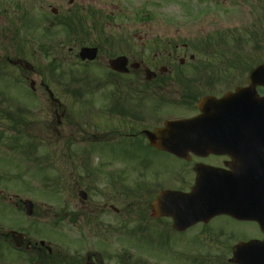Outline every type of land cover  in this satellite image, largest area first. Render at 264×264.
<instances>
[{
    "label": "flooded vegetation",
    "instance_id": "1",
    "mask_svg": "<svg viewBox=\"0 0 264 264\" xmlns=\"http://www.w3.org/2000/svg\"><path fill=\"white\" fill-rule=\"evenodd\" d=\"M92 8L101 30L94 33L105 36V27L109 24L106 14L101 7ZM256 19V23L251 28L246 27L244 31L246 39H253L258 44L257 48H252L244 56L246 60L240 59L234 68L204 73L198 69L200 66L195 65V54L200 55L202 52L195 47L209 46L220 41L219 34L215 32L212 35L207 32L197 38L182 34L179 38L181 31H177L174 35H167L164 41L151 44L156 48L155 54L152 58H147V44L143 43V32L139 29L131 31L127 33L126 41L132 43L127 45V52L120 55L129 58L130 71L126 75L110 69L109 63L114 57L103 55L102 50L105 49L101 47L99 57L94 63H83L80 60L79 53H74L77 45L68 51L62 50V69L53 72H28L25 67L26 55L22 52L17 57L0 56V161H5L12 153L39 157L45 149L55 145L54 163L59 167V153L64 157H72L68 153L71 145L68 139L85 135V128L94 125L92 116L98 114L101 119L107 117L106 120L112 122L111 132L120 142L129 141V149L133 151L125 153L121 159L129 156L126 160L140 165L149 164L151 153L157 152L180 163L176 171H168L169 184L156 183L152 192L155 196L150 207L128 204L124 178L115 176L107 184L109 195H113L108 198L104 191L100 196L97 195L106 200L97 211L94 198L89 200L88 192L85 191L88 197L85 201L80 198V187L75 189L78 194H72L70 192L73 187H65L59 177L55 186V224H47L45 221L48 212L42 204L34 205V214L28 215L26 203L30 200L19 199V195L11 194L12 190L6 185L7 181L3 184L2 178L9 170L0 168V264H132L129 256L132 250L137 254L140 250L145 258L159 259L158 264H229L236 244L264 241V233L256 222L221 216L177 231L172 218L152 216V202L161 191L178 190L187 193L193 188L197 178L196 168L199 165L220 170L233 180L231 184L239 186L252 181L253 176L262 175L264 145L229 148L207 157L190 154L186 159H178L152 148L145 135L146 131L160 128L167 121L195 117L199 114L197 103L205 96L222 98L227 92L234 93L237 89L250 88L251 75L258 66L264 65V15ZM44 25L45 19L39 26L43 28ZM233 32V38L240 37L239 29ZM183 36L188 39H182ZM68 54L77 58L80 62L77 66L85 68L102 61L97 66L106 64L110 79L105 80L103 74L88 72L86 77L96 83L94 88L89 89L85 88L84 77L78 73L75 79L79 87L71 90L73 81L70 77L73 72H67L65 67L73 64L74 60L72 61L73 57H66ZM188 58L192 70L179 71L178 64L181 67L187 65ZM20 60L23 63L18 65ZM133 64L139 66L132 68ZM149 69L156 72V77L150 82L145 75ZM59 71L63 73L57 82L55 72ZM35 77L41 80L38 88ZM257 82L253 88L247 90L255 100L264 98V74L258 77ZM32 83H35L34 87ZM104 85L109 88V94L96 106L87 95L94 94L95 89L98 91ZM50 91L61 101V105L52 100ZM60 139L65 141L64 146L57 144ZM183 170L188 171L189 180L182 176ZM129 211L138 213L134 222L127 215ZM109 212L113 214V220L106 225L108 241H93L100 218L110 217L107 214ZM48 225L56 229L62 237L59 243L43 238L41 227ZM67 226L71 228L68 229ZM71 229L76 230L75 237L69 235ZM162 236L168 238L166 242ZM129 239L138 240L139 246H128L126 240ZM193 240L199 243V249L191 247L183 250L179 245V242L184 245ZM126 256L129 258H125Z\"/></svg>",
    "mask_w": 264,
    "mask_h": 264
},
{
    "label": "rangeland",
    "instance_id": "2",
    "mask_svg": "<svg viewBox=\"0 0 264 264\" xmlns=\"http://www.w3.org/2000/svg\"><path fill=\"white\" fill-rule=\"evenodd\" d=\"M70 1H73L75 5L73 6ZM96 6L101 7V10L106 14V20L109 23L105 27L106 36L92 33L93 35L86 37L85 40L89 45H99L101 49L104 48L105 51L102 50L103 55L109 54L116 57L125 54L127 44L132 43L129 40L127 43L125 42L126 35L137 29L143 32V43L147 44L145 50L147 58H152L155 54L154 50L156 48L151 44L159 40L164 41L167 35H174L176 30L181 31L179 38L182 34L194 35V38H197L202 37L203 33L208 32L212 35L213 32L218 31V33L223 34L226 32V35L229 36V38H226V43L220 47V50L226 54L218 56L219 60L224 58L223 61L227 62L226 67H229L231 63L238 64L237 59L246 60L245 57L240 55L249 53L256 41L246 39L244 31L246 27L251 28L256 23L257 17L264 14V0H0V56L14 57L16 55L17 57L22 52L26 55V59L31 62L36 72L47 70L54 60L61 61L62 50L68 51L72 46H67L62 50L58 46L67 40V35L62 27L55 26L51 28L47 36L44 34V28H50L52 23L58 24L71 12L79 9L83 11L81 17L84 18L86 29L92 30L93 23L87 10ZM18 7L19 9H17ZM52 8L57 9V16L51 14ZM188 9H190L189 13L191 12L192 19H189V15H185ZM23 14L27 17V20L23 19ZM43 19H45V27L42 28L39 24ZM234 28H236L235 30L239 29V35L243 41L249 40V42L241 47L237 46L235 44L236 39L232 38ZM204 30L207 31L203 32ZM105 38L111 39L113 43H107ZM182 39L186 40L188 37L183 36ZM138 43L142 44L141 42ZM43 48L49 52L48 57ZM195 49L200 51L198 46ZM195 55L197 56L195 65L200 66L198 69L201 71L204 64L212 60L204 54ZM211 55L213 56V54ZM66 57H73L72 61L74 60V63L70 66L67 65L65 68L67 72L73 71L74 75L79 72L84 74L90 71L103 74V77L106 78L105 73L108 74L107 71L105 72L106 64L97 66L102 61L96 62L86 70V68L77 66L80 62L76 60L77 58L74 55L68 54ZM191 66L190 63L182 66V68L178 65V69L181 72H190L192 70ZM60 74V71L57 72V75ZM34 80L38 88L41 80L36 77ZM107 94L108 88L97 91L90 98L93 100V104L97 106L99 101L105 97L103 95ZM166 110L168 109L166 108ZM91 120L94 125L85 128L87 132L85 135H76L72 139H68L71 142L68 153L72 157L68 155L64 157L59 153V167L52 166V159L54 162L55 157L53 153L55 145L45 149L42 158H34L36 163L24 156L22 157V155L13 153L5 161H0V168L9 170L7 175L2 176L4 179L3 184L7 181L6 185L12 190L11 194L19 195V199L31 200L35 206L36 204L44 205V210L48 212L45 218L47 224L50 222L55 224L57 221V193L55 194L57 188H53L57 183V181L54 183L56 178L61 177V183L65 187H73L70 192L72 194H78L75 189L79 187L88 192L89 200L94 198L95 208L98 211L106 200L97 195L100 196L103 191L108 198L113 195H109L107 184L115 176L123 177L124 184L128 187L135 188L140 185L138 193L144 189L145 192H148L155 189L156 183L160 182L159 185L169 184L168 171H176L180 167L178 161L157 152L151 153L149 164L136 165L135 161L126 160L129 156L121 159L125 153L132 150L129 149L127 141L109 140L113 136L111 121L101 119L98 114L92 116ZM64 142L60 139L57 144L64 146ZM40 161L46 164L43 169L40 163L38 164ZM182 176H184V179H190L188 171L183 170ZM128 187L126 191L128 204L150 207L152 195L144 193L141 198L134 197L135 194L129 192H137V190H129ZM68 194L65 193V195ZM107 214L111 216L100 218L101 220L96 228L97 235L93 241H108L106 225L113 220V214L110 212ZM137 214V212L131 213L129 211L127 215L132 217L137 216ZM134 225L135 223L131 224L130 227ZM69 227L71 228V226H67L68 229ZM40 231L46 240L50 239L56 243L62 240L57 230L49 225L41 227ZM69 235L75 237L76 230L71 229ZM162 238L165 242L168 239L164 236ZM126 244L132 247L139 246L136 239L126 240ZM179 245L183 250H189L191 247L200 248L199 243L195 240L184 245L179 242ZM104 248L107 249L106 246ZM165 253L162 252V254ZM129 256H131L133 262L139 261L138 264H158L159 260L154 257L145 258L140 250H138V254L131 251ZM129 256L125 258L128 259Z\"/></svg>",
    "mask_w": 264,
    "mask_h": 264
},
{
    "label": "water",
    "instance_id": "3",
    "mask_svg": "<svg viewBox=\"0 0 264 264\" xmlns=\"http://www.w3.org/2000/svg\"><path fill=\"white\" fill-rule=\"evenodd\" d=\"M97 54V48H83L80 57L83 61H95ZM110 66L116 72L128 73L127 59L124 57L117 58ZM26 69L30 71L33 67L26 63ZM146 75L148 80L155 77V74L150 70ZM240 100L238 93L230 94L221 100L212 97L205 98L198 105L201 115L191 120L167 123L163 129L152 133L148 132V140L152 147L182 159L189 156L190 152L214 153L216 148L213 144L218 143L220 139L212 138V135L220 132V125L228 127L230 124H235L234 126H239L240 130L244 131L242 124L246 120L244 114L247 110L242 106ZM247 114L256 117L254 111H249ZM196 171H198V183L192 192L189 194L170 191L162 193L154 203L155 217L173 216L178 229L185 230L199 221L206 222L210 218L223 214L237 216L238 211L233 207L235 202L222 199L231 195L227 193V188H219L216 185L215 170L211 167L200 166ZM201 184L204 185L201 186ZM254 192H258V190L255 189ZM81 194L86 198L85 193ZM26 206L29 215H32V203H27ZM261 227L264 230V226L261 225ZM233 256L234 258L231 260L233 264H264V244H257V242L240 244L235 247Z\"/></svg>",
    "mask_w": 264,
    "mask_h": 264
},
{
    "label": "trees",
    "instance_id": "4",
    "mask_svg": "<svg viewBox=\"0 0 264 264\" xmlns=\"http://www.w3.org/2000/svg\"><path fill=\"white\" fill-rule=\"evenodd\" d=\"M77 15L78 13H75L71 15V17H69L66 21L61 23V25H63L69 33H72L75 29H77V21L78 25L82 24V21L77 17Z\"/></svg>",
    "mask_w": 264,
    "mask_h": 264
}]
</instances>
